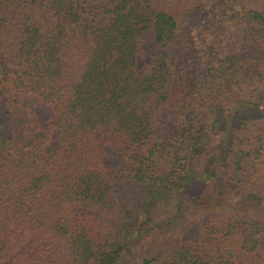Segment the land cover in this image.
Returning <instances> with one entry per match:
<instances>
[{
  "label": "trees",
  "instance_id": "1",
  "mask_svg": "<svg viewBox=\"0 0 264 264\" xmlns=\"http://www.w3.org/2000/svg\"><path fill=\"white\" fill-rule=\"evenodd\" d=\"M123 261L264 264V0H0V264Z\"/></svg>",
  "mask_w": 264,
  "mask_h": 264
},
{
  "label": "rangeland",
  "instance_id": "2",
  "mask_svg": "<svg viewBox=\"0 0 264 264\" xmlns=\"http://www.w3.org/2000/svg\"><path fill=\"white\" fill-rule=\"evenodd\" d=\"M198 179H201V177L199 176V175H196L195 177H194V181H192L191 183H190V185H191V190H195L196 189V187H197V183L195 182L196 180H198ZM197 198H199V196H197L196 197V199ZM200 203V201H195V204H199ZM198 215H201V214H198ZM192 225L194 226V221L192 222ZM192 225H190V226H187L186 228H185V230H183L184 231V234L186 233V230H187V228H191L192 227ZM121 264H125V261H123Z\"/></svg>",
  "mask_w": 264,
  "mask_h": 264
}]
</instances>
